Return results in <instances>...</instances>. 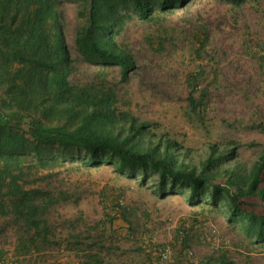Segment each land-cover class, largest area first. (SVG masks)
Returning <instances> with one entry per match:
<instances>
[{
    "label": "rangeland",
    "instance_id": "rangeland-1",
    "mask_svg": "<svg viewBox=\"0 0 264 264\" xmlns=\"http://www.w3.org/2000/svg\"><path fill=\"white\" fill-rule=\"evenodd\" d=\"M60 10L74 83L112 88L119 111L196 153L208 143L229 141L239 143L241 161L250 163L260 152L264 0H190L151 22L133 18L116 38L135 60L125 80L117 66L87 62L78 54L77 7L67 1ZM194 71L203 72L199 88L208 91L202 120L187 110L186 77ZM24 173L26 188L48 191L57 200L45 215L50 234L36 252L20 255L17 225L0 217L3 264H160L158 247L168 253L164 264L220 253L238 264H264V249L251 246L220 210L190 206L180 192L160 197L153 178L142 182L111 165L88 166L83 153Z\"/></svg>",
    "mask_w": 264,
    "mask_h": 264
},
{
    "label": "trees",
    "instance_id": "trees-1",
    "mask_svg": "<svg viewBox=\"0 0 264 264\" xmlns=\"http://www.w3.org/2000/svg\"><path fill=\"white\" fill-rule=\"evenodd\" d=\"M67 1L80 19L78 54L117 66L125 80L135 60L116 38L127 23L151 22L190 0H0V217L17 225V252L28 255L48 241L45 215L57 202L48 191L26 188L24 170L50 169L80 153L88 166L111 165L142 182L153 178L160 197L180 192L190 206L220 210L251 246L264 249V146L250 163L239 159L234 141L208 143L196 153L119 111L112 88L74 83L60 10ZM202 77V71L186 77L187 110L199 120L208 94L199 88ZM260 130L264 134V122ZM165 251L156 249L160 264L167 262ZM186 264L238 263L220 253Z\"/></svg>",
    "mask_w": 264,
    "mask_h": 264
},
{
    "label": "built area",
    "instance_id": "built-area-1",
    "mask_svg": "<svg viewBox=\"0 0 264 264\" xmlns=\"http://www.w3.org/2000/svg\"><path fill=\"white\" fill-rule=\"evenodd\" d=\"M161 255H162V260H166L168 258V253L166 251L162 252Z\"/></svg>",
    "mask_w": 264,
    "mask_h": 264
}]
</instances>
